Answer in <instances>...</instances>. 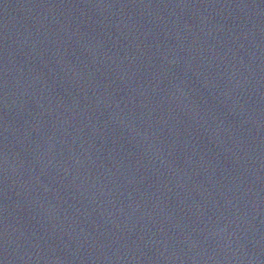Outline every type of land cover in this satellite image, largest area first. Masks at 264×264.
Here are the masks:
<instances>
[{
	"label": "water",
	"instance_id": "1",
	"mask_svg": "<svg viewBox=\"0 0 264 264\" xmlns=\"http://www.w3.org/2000/svg\"><path fill=\"white\" fill-rule=\"evenodd\" d=\"M0 264H264V0H0Z\"/></svg>",
	"mask_w": 264,
	"mask_h": 264
}]
</instances>
